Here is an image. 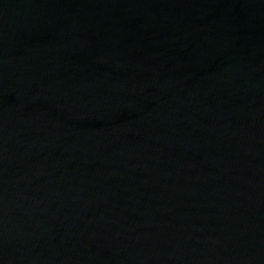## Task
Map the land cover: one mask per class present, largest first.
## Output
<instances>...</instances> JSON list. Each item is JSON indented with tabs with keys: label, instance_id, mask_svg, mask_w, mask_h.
Returning <instances> with one entry per match:
<instances>
[{
	"label": "water",
	"instance_id": "water-1",
	"mask_svg": "<svg viewBox=\"0 0 264 264\" xmlns=\"http://www.w3.org/2000/svg\"><path fill=\"white\" fill-rule=\"evenodd\" d=\"M0 264H264V0H0Z\"/></svg>",
	"mask_w": 264,
	"mask_h": 264
}]
</instances>
